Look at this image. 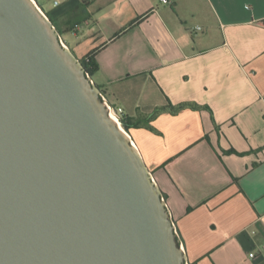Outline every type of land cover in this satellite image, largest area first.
Instances as JSON below:
<instances>
[{"label": "crops", "instance_id": "1", "mask_svg": "<svg viewBox=\"0 0 264 264\" xmlns=\"http://www.w3.org/2000/svg\"><path fill=\"white\" fill-rule=\"evenodd\" d=\"M35 1L116 109L155 116L129 133L189 264H264V0ZM184 103L208 109L156 115Z\"/></svg>", "mask_w": 264, "mask_h": 264}, {"label": "water", "instance_id": "2", "mask_svg": "<svg viewBox=\"0 0 264 264\" xmlns=\"http://www.w3.org/2000/svg\"><path fill=\"white\" fill-rule=\"evenodd\" d=\"M61 41L33 0H0V264H189L152 171Z\"/></svg>", "mask_w": 264, "mask_h": 264}, {"label": "trees", "instance_id": "3", "mask_svg": "<svg viewBox=\"0 0 264 264\" xmlns=\"http://www.w3.org/2000/svg\"><path fill=\"white\" fill-rule=\"evenodd\" d=\"M264 24V21L261 22ZM86 70L91 74L94 75L96 71H98V65L93 60V55L89 56L86 60H82ZM184 109H191V110H203L208 109L206 106L198 105L196 103H184L180 105H169L166 107H161L157 110L156 115L161 113H170V114H177ZM155 116L151 117H144L142 114H138L137 117H127L123 114L120 115V120L122 122L123 127L129 132L132 128H144L147 129L155 134H159V131L156 130L150 122ZM145 121V122H144Z\"/></svg>", "mask_w": 264, "mask_h": 264}, {"label": "built area", "instance_id": "4", "mask_svg": "<svg viewBox=\"0 0 264 264\" xmlns=\"http://www.w3.org/2000/svg\"><path fill=\"white\" fill-rule=\"evenodd\" d=\"M33 1H34L35 4H37L35 0H33ZM162 2H163L164 4L169 3L168 0H162ZM61 43L64 44L63 41H61ZM103 100H104L105 102H107V99H106L105 97H103ZM109 107H110V108H113L114 111L116 112L117 116L120 118V115L122 114V113H121V110H118V109H116L115 107H112V106H109ZM175 233L179 236V232H178L177 228H175ZM180 246L184 249V246H183L182 242H181ZM250 256L253 258V257L255 256V254L252 253V254H250Z\"/></svg>", "mask_w": 264, "mask_h": 264}, {"label": "bare ground", "instance_id": "5", "mask_svg": "<svg viewBox=\"0 0 264 264\" xmlns=\"http://www.w3.org/2000/svg\"><path fill=\"white\" fill-rule=\"evenodd\" d=\"M110 109L112 110L114 116L117 118V121H118L117 124H118V126H120V128H121L126 134H128L127 131L124 129V127H123V125H122V122H121L120 118L117 116V114H116V112L114 111V109H113V108H110Z\"/></svg>", "mask_w": 264, "mask_h": 264}]
</instances>
